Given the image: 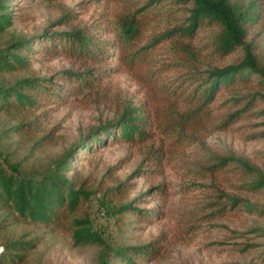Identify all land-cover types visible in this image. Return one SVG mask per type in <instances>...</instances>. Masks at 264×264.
Here are the masks:
<instances>
[{"label":"trees","instance_id":"16d2710c","mask_svg":"<svg viewBox=\"0 0 264 264\" xmlns=\"http://www.w3.org/2000/svg\"><path fill=\"white\" fill-rule=\"evenodd\" d=\"M40 1L54 0H0V34ZM79 4L100 11L90 22L69 30L19 34L0 49V73L29 74L0 82V115L3 124H9L0 138L12 132L19 138L17 148L29 149L23 159L12 160L13 152L0 148V237L11 223L33 227L0 242V264H24L41 239L39 230L67 233L73 245L104 244L87 211L94 196L116 221L128 212L138 223H152L165 217L161 205L167 198H183L205 188L204 203L187 209L185 221L177 224L181 238L194 234L203 218L223 217L247 202L226 189L244 188L247 171L253 168L243 159L220 155L206 140L241 119L264 115V0H82ZM235 51L236 57L224 63ZM57 58L73 66L48 70L47 75L33 69ZM119 71L138 86L140 98L108 81ZM70 103L101 106L112 116L100 118L53 165L22 170L31 149L40 150L59 137L55 135L59 126L47 125L52 112ZM114 143L132 150L138 165L124 179L114 177L116 164L107 166L91 187L90 177L72 167L71 161L85 160ZM106 177L113 183L105 185ZM139 177L150 183L135 192L130 179ZM251 180L249 188L254 191L264 186V175ZM150 202L157 205H139ZM246 206L243 209H249ZM168 242V235L160 231L147 244L109 251L114 259L128 263L134 258L153 260L167 256ZM109 260L106 256L101 264Z\"/></svg>","mask_w":264,"mask_h":264},{"label":"rangeland","instance_id":"374dc122","mask_svg":"<svg viewBox=\"0 0 264 264\" xmlns=\"http://www.w3.org/2000/svg\"><path fill=\"white\" fill-rule=\"evenodd\" d=\"M14 1L19 3V0ZM81 1L54 0L32 4L0 34V49L5 46L7 40L19 34L37 35L44 29L69 30L75 24L90 22L100 8L94 5L82 6L79 4ZM24 3L26 5V2ZM204 34V31L200 33L201 36ZM236 55L237 51L227 57L224 63L231 62ZM72 66L69 60L57 58L44 63L43 67L35 64L33 69L47 75L48 70ZM27 75H29L27 72L13 74L2 72L0 82L9 83L16 77ZM107 79L114 87L130 96L134 94L136 98L142 96L138 86L124 72L112 73ZM111 116L112 114L101 106L80 107L70 103L58 107L52 112L47 127L58 125L59 129L55 135L59 137L40 150L31 149L21 169L36 171L53 165L61 152L85 137L99 124L100 118ZM3 120L4 116L0 115V135L2 129L9 125L3 124ZM18 141L19 138L12 132L0 138V148L13 152L14 155L10 156L12 160L23 159L29 152L28 147L17 148ZM206 141L220 155L232 156L237 160L243 159L253 168V171H247L244 188L226 189V193L235 194L247 202H241L236 209L228 211L223 217L211 220L203 218L194 234L181 238L180 235L183 233L178 234L177 224L185 221L184 217L187 216H184V213L187 209H197L204 203L205 188L196 189L183 198L181 196L167 198L161 205L165 217L152 223H138L128 212L116 221L99 207V202L94 196L87 211L104 244L73 245L67 233L39 230L37 233L41 235V239L37 246L28 252L24 264H101L106 256L110 259L108 264H264V186L257 187L255 191L249 188L252 185L250 183L252 177L264 175V115L241 119L227 131L214 132ZM131 151L125 144L114 143L96 150L85 160L74 159L71 163L83 176H89L91 187H95L107 166L113 164L118 167L114 177L124 179L129 176L139 162L138 156L133 155ZM237 160L233 161V166L238 163ZM165 177L168 179L169 175ZM130 181L135 183V192L144 191L150 183L142 177ZM104 182L105 185L113 183L109 177H106ZM131 197L132 194L129 198ZM139 205L148 207L157 204L150 202ZM245 206L249 209H243ZM31 229L33 227L28 225L11 223L2 233L0 242L16 239L24 231ZM160 231H164L169 237V242L164 248L166 257L153 260L134 258L133 263H128L122 259H114L113 252L109 251L110 248L120 245L147 244Z\"/></svg>","mask_w":264,"mask_h":264},{"label":"bare ground","instance_id":"6f19581e","mask_svg":"<svg viewBox=\"0 0 264 264\" xmlns=\"http://www.w3.org/2000/svg\"><path fill=\"white\" fill-rule=\"evenodd\" d=\"M2 250V247L0 246V251Z\"/></svg>","mask_w":264,"mask_h":264}]
</instances>
